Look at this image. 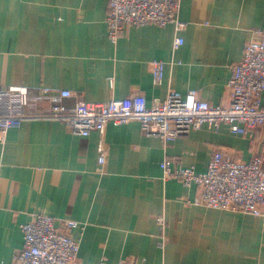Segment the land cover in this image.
<instances>
[{"label": "crops", "instance_id": "0c3cea01", "mask_svg": "<svg viewBox=\"0 0 264 264\" xmlns=\"http://www.w3.org/2000/svg\"><path fill=\"white\" fill-rule=\"evenodd\" d=\"M107 16L108 0H0V85L70 90L69 107L135 95L152 104L191 90L228 107L231 66L264 27V0H181L184 30L130 26L115 43ZM178 37L185 42L175 49ZM154 61L166 63L161 83ZM104 140L99 171V132L78 136L43 119L0 132V264L22 248V228L37 212L81 223L70 234L83 264H264V216L188 203L196 187L161 167L169 160L205 172L218 149L249 161L264 127L241 136L204 125L165 143L133 120L108 124ZM157 216L167 220L163 232Z\"/></svg>", "mask_w": 264, "mask_h": 264}, {"label": "built area", "instance_id": "2783aa9c", "mask_svg": "<svg viewBox=\"0 0 264 264\" xmlns=\"http://www.w3.org/2000/svg\"><path fill=\"white\" fill-rule=\"evenodd\" d=\"M180 7L181 0H108L109 37L115 43L128 27L148 24L162 27L174 24L182 31L187 23L179 17ZM254 33L256 39L245 44L241 61L231 66L228 89L232 102L228 107L199 100L193 90L184 97L169 94L152 104L143 95H135L100 103L78 101L69 107L65 100L74 95L70 90L55 91L43 86L33 94L26 86L0 85V132L5 135L10 128L41 119L63 122L78 136L99 132V171H104L106 163L104 136L108 124L119 126L136 120L144 134L159 137L165 143L204 125L227 124L233 134L247 136L264 127V27ZM184 42L183 37H178L174 48ZM165 67L163 61L152 62L156 83L162 82ZM161 167L165 178H176L187 187H196L197 194L188 203L264 216V140L259 152L249 161L227 156L218 149L205 172L175 166L169 160ZM156 222L163 232L167 220L157 216ZM78 228L81 223L76 220H58L37 212L22 228V248L11 262L1 264H83L79 256L80 241L70 234ZM161 243L164 246L163 236ZM99 264H107L106 259Z\"/></svg>", "mask_w": 264, "mask_h": 264}]
</instances>
